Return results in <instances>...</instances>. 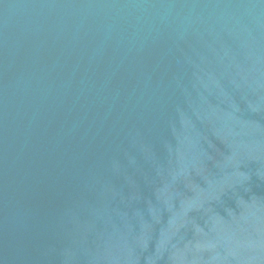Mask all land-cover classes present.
I'll use <instances>...</instances> for the list:
<instances>
[{
    "label": "water",
    "instance_id": "1",
    "mask_svg": "<svg viewBox=\"0 0 264 264\" xmlns=\"http://www.w3.org/2000/svg\"><path fill=\"white\" fill-rule=\"evenodd\" d=\"M0 264H264V0H0Z\"/></svg>",
    "mask_w": 264,
    "mask_h": 264
}]
</instances>
